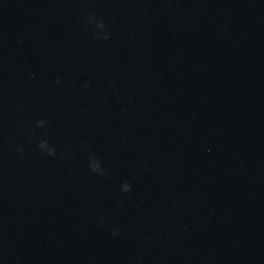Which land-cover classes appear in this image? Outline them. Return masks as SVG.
<instances>
[{"label":"water","instance_id":"95a60500","mask_svg":"<svg viewBox=\"0 0 264 264\" xmlns=\"http://www.w3.org/2000/svg\"><path fill=\"white\" fill-rule=\"evenodd\" d=\"M167 264H264V67L226 133Z\"/></svg>","mask_w":264,"mask_h":264}]
</instances>
